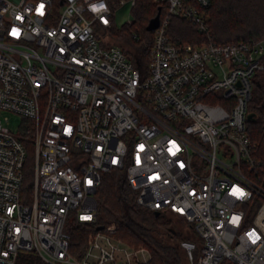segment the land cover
I'll return each instance as SVG.
<instances>
[{
	"label": "built area",
	"instance_id": "2783aa9c",
	"mask_svg": "<svg viewBox=\"0 0 264 264\" xmlns=\"http://www.w3.org/2000/svg\"><path fill=\"white\" fill-rule=\"evenodd\" d=\"M155 1L164 11L143 69L107 32L136 0H0V264L22 252L47 264H148L149 249L117 238L115 223L71 250L69 218L97 222L112 169L140 205L191 225L201 243L181 241L189 264H264V153L247 125L264 37L219 43L212 0ZM173 17L205 40L174 42ZM3 112L32 124L29 193L28 148Z\"/></svg>",
	"mask_w": 264,
	"mask_h": 264
},
{
	"label": "trees",
	"instance_id": "16d2710c",
	"mask_svg": "<svg viewBox=\"0 0 264 264\" xmlns=\"http://www.w3.org/2000/svg\"><path fill=\"white\" fill-rule=\"evenodd\" d=\"M160 7L164 11V4L157 3L155 0H136L131 9L132 23L120 29L113 26L107 31L110 39L118 42L117 45L124 49L139 68H147L149 51L153 43V32L148 31L146 27L157 15ZM209 15L211 37L216 42L227 43L264 37V0H212ZM132 31L140 34L142 39H135ZM169 33L176 43H196L205 40L195 25L179 17L172 18ZM254 89L250 111L256 113V120L248 121L247 125L253 141L264 153V79L260 76L255 82ZM20 138L28 148V157L24 167V188L29 193L33 183L28 186L25 183L34 176L33 132L29 120L21 128ZM97 198L99 205L95 224L77 223L73 220L68 226L72 236L71 250L74 254L83 253L89 233L110 223L117 225L115 233L117 238L135 248L144 246L149 249L151 259L148 264H186L188 260L180 245L181 241L192 239L201 243V239L184 218L195 237L180 236L182 233H178L172 226V221L165 218L163 212L157 215L156 211L140 205L137 202V193L129 185L124 170L112 169L103 174ZM157 227L159 230L165 228V232L173 241L163 243L157 239L153 240L150 232ZM17 264L47 263L35 252H22Z\"/></svg>",
	"mask_w": 264,
	"mask_h": 264
},
{
	"label": "rangeland",
	"instance_id": "374dc122",
	"mask_svg": "<svg viewBox=\"0 0 264 264\" xmlns=\"http://www.w3.org/2000/svg\"><path fill=\"white\" fill-rule=\"evenodd\" d=\"M133 19V14H132V10L131 7L129 6V4H126L124 6H121L117 9L116 13H115V28L120 29L123 26H126L128 22H130ZM110 41L113 44H119L118 42H116L114 39H110ZM261 79H264L263 74L259 75ZM254 93H255V89H254ZM254 95V94H253ZM2 118H8V120L5 122H8L9 127L15 131L18 132L21 130V125L24 124L28 119H26L25 117L15 114V113H11V112H3L1 114ZM33 183V176L25 183L26 186L30 185ZM163 215L165 218L169 219L172 221V226L175 227V229L178 231V233H182V235L180 236H190V237H195L192 229H190L191 227L188 226V224L186 223V221L181 218L178 217L176 215H171L169 213H165L163 212ZM73 221V219L69 218L68 222H67V227L69 226V224ZM165 229V228H164ZM163 228H161L159 230V228L157 227L156 229H153L150 233L153 235V240H159L162 241L163 243H170L173 240L169 237V235L167 234V232H165ZM176 241V238H174ZM189 264V263H186Z\"/></svg>",
	"mask_w": 264,
	"mask_h": 264
},
{
	"label": "water",
	"instance_id": "95a60500",
	"mask_svg": "<svg viewBox=\"0 0 264 264\" xmlns=\"http://www.w3.org/2000/svg\"><path fill=\"white\" fill-rule=\"evenodd\" d=\"M159 20H160V8H159V12L157 13V15L150 20L146 29L148 31H153L154 29H156L159 26ZM247 118H248V121H255L256 120V113L253 111H250L247 115ZM159 213H160L159 211H156L157 215ZM101 228H103V226L99 227V229H101Z\"/></svg>",
	"mask_w": 264,
	"mask_h": 264
},
{
	"label": "snow or ice",
	"instance_id": "6c2138e0",
	"mask_svg": "<svg viewBox=\"0 0 264 264\" xmlns=\"http://www.w3.org/2000/svg\"><path fill=\"white\" fill-rule=\"evenodd\" d=\"M43 5H40V7H39V9H38V11L40 12V14L42 15L43 14ZM18 19H19V17H18ZM105 23H107V21H105ZM12 34L13 35H18L19 34V32H18V30L17 29H13V32H12ZM237 191H239V190H237ZM239 194L240 195H243V193L242 192H239ZM82 219H90V217H82ZM238 219V218H237ZM250 235H254V233H250ZM256 238H258V237H256Z\"/></svg>",
	"mask_w": 264,
	"mask_h": 264
},
{
	"label": "clouds",
	"instance_id": "9594fccd",
	"mask_svg": "<svg viewBox=\"0 0 264 264\" xmlns=\"http://www.w3.org/2000/svg\"><path fill=\"white\" fill-rule=\"evenodd\" d=\"M101 7H103V5H101ZM95 10V9H94Z\"/></svg>",
	"mask_w": 264,
	"mask_h": 264
}]
</instances>
